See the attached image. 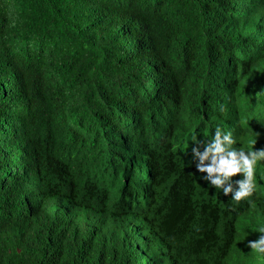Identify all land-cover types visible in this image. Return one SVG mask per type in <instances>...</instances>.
<instances>
[{
	"label": "trees",
	"instance_id": "obj_1",
	"mask_svg": "<svg viewBox=\"0 0 264 264\" xmlns=\"http://www.w3.org/2000/svg\"><path fill=\"white\" fill-rule=\"evenodd\" d=\"M261 22L264 0H0V198L7 212L17 201L26 208L22 236L0 228V264H153L140 262L143 253L128 243L131 217L144 208L128 211L133 189L108 207L119 229L107 251L98 250L99 232L82 233L94 212L79 224L73 205L91 183L107 180L116 191L128 178L112 170L118 144L140 155L138 143L153 136L191 156L192 136L221 124L241 129L237 139L247 147L252 125L263 145ZM251 76L249 91L242 80ZM219 107L222 123L200 119ZM179 109L195 116L194 127L167 124L185 120L175 117ZM156 190L164 220L179 206L167 212L172 264H214L231 239L227 203L209 190L217 206L211 217L193 206L194 192ZM175 221L200 228L190 235ZM192 242L202 246L196 258L187 252ZM247 259L264 264V255Z\"/></svg>",
	"mask_w": 264,
	"mask_h": 264
},
{
	"label": "clouds",
	"instance_id": "obj_2",
	"mask_svg": "<svg viewBox=\"0 0 264 264\" xmlns=\"http://www.w3.org/2000/svg\"><path fill=\"white\" fill-rule=\"evenodd\" d=\"M218 1L227 2V0ZM261 25L264 31V23L261 22ZM220 109L221 107L219 111L214 109L212 113L198 117H201L200 119L216 118L219 123H222L227 115ZM175 117L185 120H167L169 126L172 124L178 127L182 124L187 128L195 126L196 119H192L195 116L185 118L182 109H179ZM230 119V122H235L234 119ZM242 136L243 133L238 127L219 124L205 132L200 140L196 135L192 136L195 146L191 149V156L183 155L182 150H176L175 146L164 148L153 136L138 143L143 151L140 155L127 152L125 147L118 144L115 149L117 166L112 170L115 178L120 179L119 177L122 176L128 178H124L116 191H113L110 186L107 187L110 182L107 180L101 181L105 185L103 187L93 183L87 188L84 187V191L80 193L73 205L71 219L81 224L85 217L89 218L94 212L82 233H88V237H93V233L99 232L98 236L102 239L96 243L100 250L109 245L112 234L119 229L111 225L112 210L108 207H115L128 194V191L133 189L130 206L138 207L140 204L138 200H143L147 207L138 210L136 217H131L132 231L128 243L132 242V251L136 249L143 253L142 259H139L140 262L172 264L173 242L170 240L172 227L167 212L179 206L167 209L164 212L166 216L164 220L156 187H171L177 194L194 192L191 202L193 206L211 217H216V203L208 196V191L211 190L223 198L228 210L234 214L230 242L225 248L223 245L219 250L214 264H245L249 261L247 257L252 254L264 255V144L262 145L261 137L252 125L246 132L251 142L250 146L240 145L237 138ZM158 147L165 150H160ZM120 149H123L130 157L122 154ZM135 156L143 157L144 163L136 164L133 161ZM101 165L110 167L107 162ZM133 167L137 170L131 176ZM122 168L127 169L126 173L120 172ZM236 176L239 178L234 179ZM4 203L3 198H0V228L8 230L13 238L22 236L26 220L25 206H21L20 201H17L11 212H7ZM85 203H90L88 209L82 206ZM147 216L152 224L146 223ZM175 223L190 235L196 234L200 228L198 222L184 226L178 221ZM107 250L104 248V251ZM187 252L196 258L202 252V246L192 242L188 245ZM132 262L139 263L138 259H133Z\"/></svg>",
	"mask_w": 264,
	"mask_h": 264
},
{
	"label": "bare ground",
	"instance_id": "obj_3",
	"mask_svg": "<svg viewBox=\"0 0 264 264\" xmlns=\"http://www.w3.org/2000/svg\"><path fill=\"white\" fill-rule=\"evenodd\" d=\"M259 5L254 1V8H257ZM128 58V57H127ZM130 70V69H129ZM61 94V93H60ZM10 106V105H9ZM220 110H222V108L220 109ZM228 119H226V121H227ZM235 138V137H234ZM237 147V146H236ZM237 178H239V176H236L234 179H237ZM151 182H152V180H150ZM139 199V198H138ZM244 200H247V199H244ZM138 201H140L139 203H140V205L142 206V208L144 207L145 208V204L143 203V200H138ZM135 208H137V207H131L130 205H128L127 204V209L129 210V211H131V210H134Z\"/></svg>",
	"mask_w": 264,
	"mask_h": 264
},
{
	"label": "rangeland",
	"instance_id": "obj_4",
	"mask_svg": "<svg viewBox=\"0 0 264 264\" xmlns=\"http://www.w3.org/2000/svg\"><path fill=\"white\" fill-rule=\"evenodd\" d=\"M251 80H242V84H247V88H248V90L250 91L251 90V88L253 87V86H255V84L254 83H252L251 81H253L254 79H255V77L254 76H251V78H250Z\"/></svg>",
	"mask_w": 264,
	"mask_h": 264
}]
</instances>
